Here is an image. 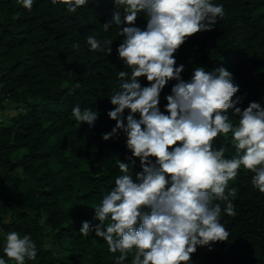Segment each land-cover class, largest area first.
Returning <instances> with one entry per match:
<instances>
[{
	"label": "trees",
	"instance_id": "1",
	"mask_svg": "<svg viewBox=\"0 0 264 264\" xmlns=\"http://www.w3.org/2000/svg\"><path fill=\"white\" fill-rule=\"evenodd\" d=\"M214 2L224 4L225 14L213 28L190 34L173 55L186 65L184 78L198 64L229 68L240 85L234 96L246 106L264 96V0ZM114 7L113 0H87L70 11L63 0H34L28 9L19 0H0V101L16 111L12 120L0 119V213L8 216L0 221V254L3 233L17 229L30 233L38 249L25 264H131L133 253L116 261L119 251L111 252L103 237L79 231L120 173L116 160L130 152L122 130L101 136L115 123L107 109L114 107L108 96L119 87L117 73L129 68L116 51L119 26L103 27ZM135 23L143 27L146 18L140 14ZM88 34L113 40L112 51L91 49ZM141 80L148 83L143 74ZM173 82L160 93L161 105ZM77 103L99 111L93 126L72 115ZM230 137L218 133L213 147L223 145L231 155ZM128 164L134 175L139 157ZM252 174L241 166L229 181L237 189L229 194L236 214L222 210L220 217L228 240L198 245L192 264H264V191L253 186Z\"/></svg>",
	"mask_w": 264,
	"mask_h": 264
},
{
	"label": "clouds",
	"instance_id": "2",
	"mask_svg": "<svg viewBox=\"0 0 264 264\" xmlns=\"http://www.w3.org/2000/svg\"><path fill=\"white\" fill-rule=\"evenodd\" d=\"M19 3L31 9L34 0ZM63 3L75 11L87 0ZM113 3L111 17L103 27L119 26L117 32L123 36L116 51L129 68L117 73L119 87L108 96L114 107L107 109L115 123L101 136L108 139L122 130L130 152L125 154L126 160H116L120 173L93 205V218L81 221L79 231L87 235L94 230L103 237L111 252L119 251L116 261H125L131 252V264H192L191 254L198 245L212 248L213 242L228 240L230 230L220 217L222 210L236 214L229 194L234 197L237 189L230 187L229 181L241 166L252 170L253 186L264 191V96L241 106L242 96H234L240 85L223 64H198L188 78L182 76L186 65L177 63L173 53L190 34L213 28L218 16L225 14L223 3ZM140 14L146 18L143 27L135 23ZM86 40L91 49L112 51L113 40L107 37L88 34ZM74 45L79 46V41ZM142 74L148 83H142ZM172 80L161 105L160 93ZM228 109L237 114L235 121L229 118ZM71 112L90 127L99 115L79 103ZM229 132L235 151L225 155L223 145L213 147V138ZM135 157H139L140 168L133 175L128 161L134 164ZM219 200L225 202L223 209ZM2 251L0 264H25L38 249L30 233L10 229L3 233Z\"/></svg>",
	"mask_w": 264,
	"mask_h": 264
},
{
	"label": "rangeland",
	"instance_id": "3",
	"mask_svg": "<svg viewBox=\"0 0 264 264\" xmlns=\"http://www.w3.org/2000/svg\"><path fill=\"white\" fill-rule=\"evenodd\" d=\"M15 112V108L8 103L7 99H2L0 101V119L10 121L14 117ZM1 220L7 221L8 216L0 213V221Z\"/></svg>",
	"mask_w": 264,
	"mask_h": 264
}]
</instances>
